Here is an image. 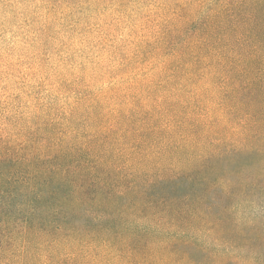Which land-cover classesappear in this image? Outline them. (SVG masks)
I'll return each mask as SVG.
<instances>
[{"label": "trees", "instance_id": "trees-1", "mask_svg": "<svg viewBox=\"0 0 264 264\" xmlns=\"http://www.w3.org/2000/svg\"><path fill=\"white\" fill-rule=\"evenodd\" d=\"M207 2L192 21L198 0H189L182 20L139 45L136 58L159 54L162 65L128 87L131 106L102 112V101L81 93L67 107L10 115L15 130L0 137V264L262 261L263 237L236 218L247 166L206 164L214 142L237 137L242 36L241 0ZM257 32L264 39V3ZM205 67L216 89L198 85ZM181 82L191 86V117L169 98L176 92L162 97Z\"/></svg>", "mask_w": 264, "mask_h": 264}, {"label": "rangeland", "instance_id": "rangeland-1", "mask_svg": "<svg viewBox=\"0 0 264 264\" xmlns=\"http://www.w3.org/2000/svg\"><path fill=\"white\" fill-rule=\"evenodd\" d=\"M207 1L198 0L191 10L192 21L201 18ZM188 2L0 0V137L15 130L10 115L28 117L45 106L67 107L81 93L102 101V112L116 113L131 106L128 87L148 83L162 65L159 54L139 59L135 51L140 44L154 41L163 25L182 20L180 11ZM263 3L241 0L240 96L237 124L231 130L237 137L214 142L206 162L216 169L219 164L224 167L232 162L233 166L237 161L247 166L241 174L243 194L238 197L236 218L246 233L263 237L258 248L262 261L256 264H264V39L257 32ZM158 22L161 24L155 25ZM211 77V70L203 68L198 85L216 89ZM184 86L181 82L174 90L165 89L162 97L176 92L169 98L180 99L181 113L191 117V86ZM143 99L146 108L152 109V97ZM210 101L216 106V100ZM167 125L175 127L174 122ZM171 169L178 170L177 166ZM221 188L213 191V199L221 195ZM251 221L256 230L249 226Z\"/></svg>", "mask_w": 264, "mask_h": 264}]
</instances>
